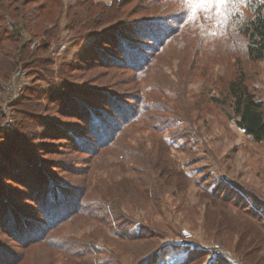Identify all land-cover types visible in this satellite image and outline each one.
I'll return each instance as SVG.
<instances>
[{"label": "rangeland", "instance_id": "rangeland-1", "mask_svg": "<svg viewBox=\"0 0 264 264\" xmlns=\"http://www.w3.org/2000/svg\"><path fill=\"white\" fill-rule=\"evenodd\" d=\"M114 1L122 0H94L102 4ZM167 1L136 0L140 9L148 11L138 17L177 15L178 18L180 9ZM61 2L66 7L78 0ZM151 7L157 10L150 11ZM223 13L217 7L192 12V32L195 29L204 32L203 42L197 36L189 47L186 37L173 36V41L166 42L158 62L143 73H136L101 66L80 67L82 61L94 64L97 47L91 45L89 38L68 34L64 12L60 39L43 55L53 63L54 77L42 80L35 74L16 70L6 81L0 80V150L6 148L0 158L9 156L13 137L16 140L18 136L17 112L22 110L17 107L18 102L24 91L34 86L42 95L39 100L42 110L33 130L27 134L32 146L28 145L27 136L16 140L15 151L27 143L35 152L39 149L52 153L50 156L44 153L41 159L51 163L47 168L62 180L64 189L59 202L53 205L60 208L56 217L59 225L45 233L40 242L20 249L9 238L0 236L3 249L20 256L17 264H140L138 260L151 247L156 249L155 253L158 251L153 264H212L217 256L224 259V264H242L238 256L247 262L264 259L262 251L254 247L255 241H239L245 224L255 219L253 214L258 213V208L264 207V141H251L235 125L229 108L211 102L213 98L224 100L226 83L233 76L235 65L238 66L236 59L241 60L257 98L264 99V58L247 62L241 53L229 52V44L236 42L222 35ZM138 17L133 20H139ZM130 27L128 24L123 29L130 32ZM131 34L132 31L126 36ZM33 46L34 42L30 47ZM105 47L121 60L119 51L109 46L101 48ZM62 64L79 66L70 75L60 76L57 68ZM66 82H72L74 88H64ZM65 90L84 92L88 98L82 103L91 102L92 107L102 101L104 105L96 106L97 118L104 121L116 119L119 108L129 110V118L121 124L125 129L112 148H103L91 156L96 147L90 152L83 147L99 140L86 134L89 128L82 123L85 105L77 112L71 99L60 98L59 94ZM69 111H75L76 118L67 114ZM60 112L69 116L60 117ZM67 126L84 137L79 147L64 140L66 135L59 136ZM23 157L22 154L7 165L21 169L26 161ZM163 166L172 171V179L166 182L158 177ZM13 176L14 181L28 177L23 172H15ZM240 187L246 193L252 192L246 206L240 203L243 196L236 198ZM12 189L18 191L14 195L24 192L22 187ZM76 192H80L82 208L78 216L70 218L77 203ZM149 192L152 199L143 197L150 196ZM7 194L12 197L13 193ZM223 195L233 196L238 203L224 201ZM51 206L47 205V209ZM104 208L111 212L115 228L108 225L112 218L104 222L100 219H106L102 214L107 213ZM35 218L44 220L41 213ZM138 233L144 238L129 239L128 236ZM215 243H223L217 247L218 254L213 251ZM195 251L206 254L197 257ZM234 251L238 256L232 254Z\"/></svg>", "mask_w": 264, "mask_h": 264}, {"label": "trees", "instance_id": "trees-1", "mask_svg": "<svg viewBox=\"0 0 264 264\" xmlns=\"http://www.w3.org/2000/svg\"><path fill=\"white\" fill-rule=\"evenodd\" d=\"M135 1L122 0L102 4L95 3L94 0H78L74 5L65 7L61 0H0V80L6 81L16 70L35 74L42 80H49L54 77L53 63L43 55L52 43H57L60 39V22L64 12L67 16L66 29L68 34H73L80 39L89 38L92 40L91 45L97 47L92 59L94 64L88 65L87 61H82L80 67L83 68L92 67L96 69L101 66L109 69H124L143 73L149 66L152 67L158 62L165 51L166 42L173 41V36L180 35V39L186 37L185 43L190 44L189 47L192 46V40L197 36L199 40L202 37L200 43L203 42L204 32L198 29L192 32V25H190L192 12H189L184 0L167 1L172 2L171 5L176 4L175 8L180 9L178 18L177 15L160 18L157 15L154 17L156 20L140 19L138 16H144L148 11L140 9L141 7ZM132 4L134 6L130 7ZM216 7L214 5L211 9ZM217 8L221 11L223 9L225 12L221 16L224 25L222 35L224 34L227 39L230 38L236 42L229 44V52L241 53L242 59L247 62L261 61L264 58V0H229L226 6ZM153 9L151 7L150 11ZM156 10L154 9V11ZM135 17H138L139 20L134 21ZM128 24L132 28L130 27V32H125L123 28ZM131 31L132 34L126 36ZM24 34L28 36V40H26ZM33 42L34 46L31 48L30 45ZM102 46H109L110 49L113 48L119 51L121 60L117 59L115 54L106 47L101 48ZM82 58L81 56L79 59ZM236 62H238V66L235 65V72L226 83L224 100L213 98L211 102L220 107L229 108L235 125L251 141L261 143L264 141V99L257 98L255 90L241 67V60L236 59ZM77 66L62 64L58 66L57 73L60 76L70 75L74 71V67ZM71 83L66 82L64 88H74ZM59 95L61 99H71L76 110H78L77 112H80V106L85 105L86 108L82 109V112H85L86 116L82 118V123L86 128H89L86 129V134H92L93 139L99 140L98 143H92L89 146L84 144L83 147L88 152L96 147L91 156L98 154L103 148H112L116 137L125 129V125L121 124L129 118L127 116L129 110L119 108L116 112V119H107L108 121L105 119L104 121L97 118V111L99 110L97 107L104 105L102 101L95 102L94 105L97 107H92L91 102L82 103L84 99L87 102L86 98H88L84 92L65 90L63 94ZM41 96V93L37 92L34 86L28 88L24 91L17 106L22 108L20 112H17L19 115L18 130L15 131L18 135L17 139L28 136L27 143H29V146H32L30 145L32 140L27 134L33 130L37 123L38 114L42 110L39 105ZM109 97L113 98L111 95ZM93 99L94 96L90 97V100ZM110 110H113L112 106H110ZM74 112L69 111L67 114H73L76 118ZM60 114V117L67 115L66 112H60ZM49 120L53 122L52 119L49 118ZM64 129L65 133L59 132V136L66 135L63 137L64 140H67L71 145L74 144L73 147H79V143L84 137H80V134L78 135L77 131L72 129L71 126ZM91 129L93 130L92 133ZM94 132L96 133L94 134ZM16 140L13 137V147H10L9 156L0 158L2 163L0 164V236L4 235L9 238V242H13L16 247L22 249L40 242L45 237V233L51 232L55 226L59 225L57 218L59 217L60 208L55 209L53 205L59 202L64 189L62 188V180L60 181L59 177L47 168L51 166V163L41 159L44 153L46 156H50L52 153H46L39 149L35 152L30 147L28 148L27 143L21 146L23 151L20 148L19 151H15L14 144L18 143ZM5 149L0 150V156L3 152L6 153ZM22 154L24 156L23 160L26 161L21 165V169L16 168L14 164H10V167L7 165L15 158L19 159ZM10 170H13V172L11 173ZM14 171L26 173L28 177L21 181H14ZM171 173L172 171L168 166H163L159 169L158 177L166 182L172 179ZM16 186L17 188L22 187L24 192L14 195L17 190L12 189V187L16 188ZM239 191V194L235 197L243 196L240 203L245 204V206L248 205V198H252L249 193L252 192L247 191L249 193H246L242 188ZM7 192L13 193L11 194L12 197L8 196ZM76 193L75 202L77 203L72 215H69L70 218L75 215L78 216L82 208L81 198H79L80 192ZM149 194L150 196L143 195V197L152 199L150 192ZM223 197L224 201L228 203H238L236 198L233 200V196L223 195ZM49 204L52 206L48 210L47 205ZM104 210H107V213H102L106 219H100L108 221L112 218L111 212L108 208H104ZM257 211L258 213L253 214L255 219L245 224L244 233L239 237V241L245 242L247 239L255 241L254 247L260 249L264 254V207L261 206ZM39 213H41L43 221H39L38 217V219L35 218ZM113 221L114 218H112V223L109 222L108 225L110 224L112 228H115V221ZM46 225H48L47 228ZM118 226L121 227L122 225ZM126 232L127 227L124 226L123 235L126 236ZM128 237L129 239L133 238L135 241L144 238L139 233ZM220 245L223 246V243H215L214 246L220 247ZM3 248L0 239V264H17L21 260L20 256H15L7 248ZM155 251L156 249L151 247L149 253L142 255L138 263L153 264L158 254V251L156 253ZM195 252L197 257L206 254ZM232 254L238 256L235 251ZM148 255L149 257L145 259ZM238 259L242 264H264V259L258 261L253 258L252 262L242 260L239 256ZM214 260L212 264H224V259L220 256L214 257Z\"/></svg>", "mask_w": 264, "mask_h": 264}, {"label": "snow or ice", "instance_id": "snow-or-ice-1", "mask_svg": "<svg viewBox=\"0 0 264 264\" xmlns=\"http://www.w3.org/2000/svg\"><path fill=\"white\" fill-rule=\"evenodd\" d=\"M189 12L210 11L212 6L222 8L229 3V0H184Z\"/></svg>", "mask_w": 264, "mask_h": 264}, {"label": "built area", "instance_id": "built-area-1", "mask_svg": "<svg viewBox=\"0 0 264 264\" xmlns=\"http://www.w3.org/2000/svg\"><path fill=\"white\" fill-rule=\"evenodd\" d=\"M213 251H214L216 254H218V253H219V250H218V248H217V247H215ZM220 253H221V252H220Z\"/></svg>", "mask_w": 264, "mask_h": 264}]
</instances>
